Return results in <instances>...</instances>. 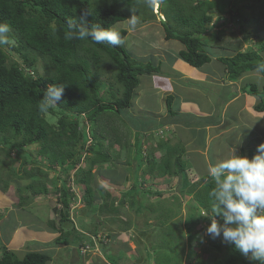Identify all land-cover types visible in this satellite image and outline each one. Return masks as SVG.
<instances>
[{"label": "trees", "instance_id": "trees-1", "mask_svg": "<svg viewBox=\"0 0 264 264\" xmlns=\"http://www.w3.org/2000/svg\"><path fill=\"white\" fill-rule=\"evenodd\" d=\"M127 1L123 7L117 0H105L104 2L96 0H0V22L10 24V37L14 41L11 46H0V142H3L6 145L5 148L10 152L14 150L19 153L18 155L25 154L28 144H41L37 155L39 158L24 161L28 166L23 170L22 176L37 177L38 179L43 174V166L46 169L61 171V181L59 185L57 181L55 183L57 192L55 193L59 196L55 202L50 200L51 208L54 211L50 225L60 233L56 239L58 244H74L77 250L79 249L83 254L100 246L94 241V238L101 244H108L120 233L107 232L103 236L97 234L93 227L94 232L92 231V235H89L77 227L78 223L82 222L81 214L76 215V218L80 216L79 220L75 217L72 218L71 213H75L77 210H72L71 203L77 201L78 198L74 185L82 187L87 193L81 200L82 203H85L83 209L87 210L86 213L93 215V211H91V208H94L93 168L98 166L99 171H104V164L115 163L113 161L120 158L117 156L113 158V155H110L108 151L104 152L97 148L95 143L87 146L90 135L86 131L83 120L93 124V129L97 130L96 124L101 115L112 112L119 116L127 111V108L132 107V101L142 86V77L161 72L162 66L161 61H143L133 56L127 50L125 43L118 47H112L106 43L96 44L90 38L68 40L65 39V31L69 19H74L78 24L86 23L89 27L100 25L107 29L132 16L144 22L155 17L152 7L145 11L148 8L147 5L140 6L138 0ZM239 1L245 3L244 8L249 10L248 14L252 13L253 19L259 21L264 19V0H163L162 12L167 19L162 23L165 25L166 38L178 39L185 45V48L178 52V57L195 67H202L210 63L212 56L206 50L207 45L203 37L209 31L208 24L214 18L213 11L219 14L229 12L242 16L245 14L244 11L242 12V8L235 9ZM244 18L247 19V16ZM226 21L228 20L223 22ZM183 25L189 26L191 30L183 32ZM54 29L55 31H53ZM118 30L125 41L128 30L126 28ZM246 40H249V35H246ZM262 50H264V44L259 48L247 46L243 51L238 50L231 56L220 57L219 60L226 66L227 77L230 80H238L245 73L257 70L264 76V70H261L264 69ZM40 61L43 73L37 70ZM59 83H65L61 101L50 107L48 111L41 112L39 104L42 102L47 88ZM105 84H108V89L104 87ZM102 89L108 90V96L101 93ZM244 91L256 96L259 101L255 104V109L264 111V86L260 88L258 83H248L244 87ZM172 100L173 95L168 96L167 102L171 115L176 113L172 109ZM129 111L132 118L130 119L131 123L124 116L121 117L125 120V131L128 136L134 134L137 138L140 134V138H137L138 141L140 139L139 145L136 142L138 145L137 156L133 158L140 161L139 164H141L142 153L145 149V142L143 143L142 139L144 136H149L147 133L153 131L156 126L152 127V124L149 123L150 116L135 109V113ZM107 132L111 135L112 146L116 144L121 148L120 144L124 143L117 139L112 130L109 129ZM93 137L98 140L96 134H93ZM150 138L147 137V140ZM128 143L132 145L131 140L125 142V144ZM178 146L167 143L162 145L159 142V147L165 148V154L159 161H153L149 165V174L151 173L153 176L183 174L190 167L188 165L190 160L188 161L185 156L188 154L187 147L185 145ZM89 152H93V155L88 157L89 165L85 167L81 165L84 161L83 154L87 155ZM254 155L255 152L251 149L249 157ZM131 159H128L129 162ZM27 167L31 169V172L26 171ZM73 173L76 176H73ZM27 186L33 190L32 194L34 195L49 192L48 186L44 183L36 184L37 188L34 183ZM183 188H188L187 191L194 193V198L206 210L211 211L214 199L210 193L214 188V181L209 174L205 173L191 185L188 180H185ZM105 193L110 197L109 191ZM126 193L128 197L131 195L132 201H134L137 197L135 195L150 192L141 190L138 181H136ZM106 194H103L102 197ZM126 195L121 203L125 204ZM138 201V211H141L146 205L139 199ZM58 204L62 206L59 207ZM173 204L169 209L164 210L166 212H163L162 209L159 218L160 216L164 217L165 221L162 222V226L174 232L175 230L171 228L172 223L169 221L176 217L177 212L174 208L175 206L180 208V202ZM112 205L115 207L114 202ZM190 207L191 210H196L199 206ZM96 208L102 211L110 209L108 202L104 205L100 204ZM97 209L95 211H98ZM91 217L93 221V216ZM201 217L202 215L199 214L196 217L187 215L186 226L189 228V248L191 250L193 242L198 236V231L195 230L196 223ZM194 218L196 219L191 221ZM97 222L100 224L99 221ZM220 222L222 223V220ZM101 224L103 223L101 222ZM78 232L83 237L90 239L91 242L88 239L78 241L70 238L73 233ZM158 250L160 251V249ZM213 250H221V244L216 240L212 241L207 252ZM159 251L154 258L156 264L161 261L158 259ZM107 256L111 259L113 255ZM50 259V254L40 251H31L23 257H19L14 250L4 246L0 264H46ZM182 259L180 257L177 264H182ZM163 261L164 264H172L173 259L165 257ZM112 264L120 263L112 262ZM213 264L253 263L247 260L233 245L228 244L226 255L221 258L217 257Z\"/></svg>", "mask_w": 264, "mask_h": 264}, {"label": "rangeland", "instance_id": "rangeland-1", "mask_svg": "<svg viewBox=\"0 0 264 264\" xmlns=\"http://www.w3.org/2000/svg\"><path fill=\"white\" fill-rule=\"evenodd\" d=\"M96 1L104 2L105 0ZM117 1L119 4L123 5V7L125 6V3L127 4L128 2L127 0ZM138 3H140V6H148L147 0H138ZM162 3L163 0L158 8H152L155 17H153L149 21L144 22L140 19L134 18L136 24L135 27H133L131 19L129 18L128 20L117 22L114 27L117 29L126 28L128 30V35L125 39V46L133 56L143 61L159 62L162 60L163 62H160V64H163V67L168 72V68H170L171 65H173V68L175 69L177 59L182 60L178 57V52L184 46V44L178 39L166 38L165 25L162 23V21H165L167 18L163 13H161L163 11ZM244 4V2L239 1V3H237L235 7V9L242 8V12L244 11L247 16V19H245L244 17L246 16L245 14H243L241 17H239V19H241L240 21H236V18L234 15H232V13L225 12L223 14L220 13V15L218 12L213 11V15L215 17L210 22V24H208L209 31L203 37L207 45L206 50L209 51L210 55L212 56V60L210 63H207L205 65H214L215 63L220 64L219 62L222 61L219 60V57L231 56L233 55L232 53H235L238 50L243 51L247 48V46H251L252 48H259L260 46H262V44H264V21L262 22L253 19L252 13H247L249 12V10H247V8H244ZM148 10H150L149 6L145 11ZM229 17H231L230 21L228 20L225 23L222 21L223 19H229ZM183 27V32L191 30L189 26L183 25ZM246 35H249L248 41H245ZM261 55L264 57V50L261 51ZM15 57H18V55H15ZM182 61L185 62L184 60ZM42 68V63L40 61L37 66V70L43 73L44 70ZM202 68L203 66H193V71L202 70ZM158 73L160 72L152 74L153 77L151 78L143 76L142 84H149L151 88H153L152 86H154V84L156 85L159 82L158 80H160L161 83L165 85V87H169L168 85L171 83V81L169 80V72L167 73V75L166 73H162V75ZM155 77L157 79H155ZM215 82L216 85H219V82L217 80H215ZM215 82L212 77L204 81L206 85ZM246 83H258L259 87L262 88L264 86V76L258 70L254 72L250 71L243 79H241V82L238 85L244 86ZM104 87L108 89V84H105ZM212 88L213 85L191 90L187 88L184 89L183 86H181L178 87V95H188V93H190L191 95L196 97L198 101L201 102L203 107L216 109L220 106V104L222 103V98H224L228 91L225 87L217 86V88L222 93V95H217ZM139 91L136 97L140 95ZM101 93L104 96H108V90L102 89ZM247 96L256 97L252 94L250 95V93H247ZM140 101L145 105L150 104V106L157 108H162V106H165L166 108L167 105L165 101H162V95L154 93V91L150 90L144 91V93L141 95ZM181 101L182 100L180 98L174 99L172 108H177V106L180 105ZM258 101L259 99L256 98L255 102L253 103L256 104ZM138 102L139 101H137L135 98L134 101H132V107L127 108V111L120 114L119 116L114 115L112 112H107L104 115H101L98 118L96 124L97 128L95 127L97 130L93 129V124L91 125L90 123H86V120H83V123H85L86 131L90 135V141H88L89 143H87V146L88 144L91 145L95 143L97 148L102 149L104 152L108 151L110 155H113V158H116V156L117 158H120L114 160L113 162L115 163L110 162L104 164V171H99L98 166L93 168L94 176H92V185L94 187V208H91V211H93V215L90 213V215L93 216V221L92 219L90 220L92 222H85V219L87 217H91L89 213H86V209L84 211L83 206L85 205V203H82L81 201L82 198L86 196V192L82 187L76 184L74 185L78 198L77 201L73 203L72 208L76 207L79 210H77L75 213L72 212V215H74L75 218L78 214H81L82 216V222H79L77 227L79 230L89 235H92V231L94 230V228L97 234H101L103 236L104 234H107V232H120L119 236L115 239H112L108 244H101L100 241L94 238V241L100 245L99 247L101 248L102 253L105 254V258L107 259L106 264H111V262H117L120 264H156L154 258L156 257L155 254L159 251L158 249H160L158 259L161 260H158L160 262H158V264H164L163 260L165 259V257L172 258V264H175V262L177 264L180 257L183 258L181 262L182 264H213L217 257L221 258L226 255L228 244L222 242V239L220 238L213 239L206 234L207 227L211 223V218L208 216H204L203 218L202 216L201 218H199V221L198 223H196L195 227V230L198 231V236L193 242L192 250L189 248V228H187L186 226L187 215H193L196 217L202 211L208 210H206L201 205V203L194 198V193L187 191L188 188H183V183L185 180H188L189 185H191L194 181H198L203 175H205V173L208 174L209 167L214 165L219 159L227 157V155L231 154L232 150L234 149L232 148V145H229V143L222 146L221 149H225V153H228L226 155L223 151L218 150L219 148L217 149L214 144H211L209 146V149L211 151L209 154V165L206 163L204 156L188 153L185 154L187 160H190V163L188 165L192 167V162L196 164V167H188L183 174H180L178 176H164L163 174L159 175L158 172V175L153 176L148 172L149 165L153 163V161H159L160 158L165 154V148H160L159 142L162 145H165L166 143L168 145H175L176 142H174L172 138H168L169 135L166 133V130L164 128L165 125L161 124V126H163L162 129H157L154 132H148L149 134L152 132L149 136L143 137L144 134L141 135V137H143V143L145 142V149L142 153L143 161H141V164H139L140 161L134 160L133 157L137 156L136 150L138 149V145L140 143V139L138 141L137 138H140V134H138L137 138H135L136 135L134 134L133 136H128L125 131V120L121 116H124V118L131 123L130 119L132 118L129 115V110H131V112H134V108L137 106ZM255 104L253 105L254 108L251 109V111H253L259 119L256 118L257 120L254 119L253 121L249 120L248 123H253V127L256 131L254 134H252L253 132L248 134V131H244L245 134H243L246 136V143H244V149H242L240 153H237L239 155L249 156V151L251 149L256 154L258 151V146L264 143V111H257L255 109ZM159 111V109H156L154 113L159 116L161 114V112ZM153 114L147 115L151 117ZM158 116L154 115L151 117L149 123L152 124V127H155ZM248 116L250 118L252 117V115L250 114ZM178 118H181V116H179ZM195 120L197 119L193 117V126L195 125ZM203 123L204 122L200 124L202 126H205V123ZM109 129L116 134L117 139L124 143L120 144L121 148H119L116 144L112 146L111 135L107 132ZM182 130L185 131L184 129ZM192 131L196 132L195 130ZM93 134L97 135L98 140L93 139ZM184 134L186 137L193 135L188 131H185ZM151 136L153 137L152 140L147 141V137ZM205 136V130L200 131L198 135L199 139H197L196 143L198 144V141L201 142L205 138ZM232 136L233 134L226 137L228 142L230 141V137ZM128 140L129 142L131 140L132 145L130 143L125 144V142ZM179 141L177 142V145H179L178 147L183 145ZM136 142L138 143V145L136 144ZM5 146L6 145L3 142H0V190L9 195V200L17 201V203L14 205L15 207H17L16 214L14 215L13 212H11V219L4 222L3 235L5 239L9 240L7 236L15 227L16 220L24 222V224L26 225V230L28 231L34 228H42L50 231L52 228V226L50 225V221L52 219L51 216L54 213L51 208L50 200L56 201L57 197L59 196V194H56L57 192L55 183L57 181L59 185L62 176V174H60L61 171L46 169V167L42 165L43 174L40 178L38 177L37 179V177H24L22 176L24 174L23 170H25L26 166H28L24 163V161L26 159L37 160V158H39L37 155L41 149V144H28L25 148L26 151L24 155H18L19 153L15 152L14 150L10 152L5 148ZM92 155L93 152H89L87 153V155H83L84 161L81 165L88 167L89 164L87 163V159ZM128 159H131V162H129ZM47 164L50 165V163ZM29 165L32 166V164ZM28 168L29 167H27L26 171L31 172V169ZM72 175L76 176L74 173ZM125 177L126 180L124 179ZM112 178H115L116 181L114 182ZM136 181H138L141 190L150 193H139L138 195H135L137 197H135L136 199L132 201V196L129 195L130 197H128L126 195V192H128L129 189L133 187ZM30 183H34L35 187L36 184L38 185L44 183L48 186L49 192L42 193L41 195H34L32 194L33 190L27 188V185ZM106 191L110 192V197L107 196V194L105 193ZM100 193L102 195L106 194V196L104 195V197H101V195H99ZM125 195L127 196V198L124 204L121 202ZM138 199L141 203H144V205H146L141 211H138ZM106 202H108L110 208H108L109 210L104 209V211H102L96 208L99 207L100 204L104 205ZM112 202L115 203V207H113ZM175 202H180V208L178 206H175L174 209L176 210L177 215L175 218L170 219L169 221V223H172L171 228L175 230L173 232L172 230H168L167 227L162 226V222L165 221V218L162 216H160L159 218V214L162 209L163 212H166L164 210L169 209L174 205L173 203ZM23 203H29V205L25 206ZM189 204H191L190 206L193 207H199L196 208V210H191ZM160 206L161 208H159ZM5 208L6 207H2L3 210ZM96 209L98 211H95ZM2 212L3 211L0 210V215ZM208 212L211 213V211ZM79 217L80 216H77L76 219L79 220ZM99 218L100 220H97ZM195 219L196 218L192 219L191 221ZM217 219L220 220V217H217ZM95 220L99 221L100 224H98V222ZM101 222L103 224H101ZM97 224L98 226H96ZM171 235L173 236L172 238ZM70 238L72 240L77 239L78 241H81L82 239H88L86 237H83L80 232L73 233ZM7 240L6 242H1V246L3 243L6 245L8 243V246H11L10 244H13ZM213 240H216L221 244V250H213L207 252ZM88 241L91 242L90 239H88ZM120 242H122L123 246L119 244ZM40 244L42 245L41 250L49 249V251H46V253L48 254H52V251L56 255H58L59 252H62L60 251V247H52L53 244H58L57 242H54L51 246H47L44 242H41ZM154 246L157 247L154 248ZM36 247L37 245L28 244L27 246H23V250H19V253L22 252L21 255H25L26 253L31 251H38L36 250ZM65 247L69 246L65 245ZM70 248L71 251H73V254H70V256H73L72 260L69 257L66 258V256H58L55 259H50L46 264H82V261L80 260L74 261V259H77L74 257L76 245L70 246ZM110 250L113 253L115 252V254H112L113 256L111 257V259L107 256L111 255L110 253H108ZM98 253H100V251ZM243 256L253 264H260L259 261L252 260L250 257L245 255ZM1 257L2 255L0 254V258ZM96 259L98 262H100V264H104L102 261H99L100 258L96 257ZM54 260L56 262H52ZM127 260L129 261L128 263Z\"/></svg>", "mask_w": 264, "mask_h": 264}, {"label": "crops", "instance_id": "crops-1", "mask_svg": "<svg viewBox=\"0 0 264 264\" xmlns=\"http://www.w3.org/2000/svg\"><path fill=\"white\" fill-rule=\"evenodd\" d=\"M184 48L185 45L181 49ZM182 60L177 59L175 69L173 68V65H171V67L168 68L169 73L163 67V64L161 65L162 69L161 72L158 74L162 75V73H166L167 75L168 73L170 75L169 80L171 81V83L168 85L169 87H165V85L162 84L160 80H158L159 82L156 85L154 84V86H152L153 88H151L149 84H144V83L142 84L141 86L142 88H140V91L138 89L140 95L136 97V100L139 102L134 109L144 115L147 114L151 115L154 113L156 109H159L160 110L159 112H161L159 116L156 115L155 113L152 115V116L154 115L158 116L157 117L158 123L157 124L155 123L156 127L152 132L156 131L157 129H162L163 126H161V124L165 125L164 128L166 130V133L169 135L168 138H172L173 141L176 142L175 145H177L178 144L177 142L180 140L179 142L187 147V153L204 156V159L208 165H209V154L211 152L209 146L211 144H214L215 147H217V149L219 148L218 150H221L225 153L226 150L221 149V147L229 143V145L230 146L232 145V148L236 149V152L239 153L240 151H242V149H244V145H245L244 143H246L245 142L246 136L244 135L245 134L244 131L245 130L248 131V134L252 132H253L252 134H254L256 131L253 127V123L249 124L248 121L249 120L253 121L254 119L258 118L257 115L253 111H251V109L254 108L253 105L255 104L253 102H255V99L257 97L247 96L248 92L244 91V87L248 83H246L244 86L238 85L241 82V79H243L247 75V73L241 76L238 80H230L227 77L226 66L222 62H219L220 64L215 63L214 65H205L203 66L202 70L193 71V66H191V64L189 65L188 62H187L188 64L185 63L186 61L183 62ZM161 62L163 61L161 60ZM146 77L151 78L153 77V75H148ZM210 77L214 79V82L215 80H217L219 82V85H216V82L206 85L204 81L208 80V78ZM155 79L157 78L155 77ZM212 85H213L212 89L217 95L218 94L222 95L221 91L217 88V86L225 87L228 91L227 94L224 96V98H222V103L216 109L203 107L201 102L198 101L196 97H194L190 93H188V95L186 94L178 95V87L181 86H183L184 89L187 88V89L195 90L200 87L202 88L204 86H212ZM147 90L154 91V93L162 95V101L163 102L165 101L167 104L166 108L165 106H162V108L160 107L157 108L150 106V104L145 105L141 103L140 101L141 95L144 93V91ZM170 95H173V100L171 101L172 106L174 99L180 98L182 100L180 105L177 106V108L175 109L172 108L174 112H176L172 115L168 108L169 106L168 102L166 101V99ZM249 114L252 115L251 118L248 116ZM179 116H181V118H178ZM193 117L197 119L195 120L194 126L192 121ZM202 122L205 123V126L204 125L202 126L200 124ZM182 129L192 133L193 135L186 137L184 134L185 131H183ZM192 130H195L196 132H193ZM204 130L206 132V136L201 142L198 141L197 144L196 143L197 139H199L198 135L200 131H204ZM231 134H233V136L230 137V141L228 142L226 137H228ZM152 138L153 137L151 136L149 141H151ZM225 154L227 155L228 153ZM191 166L196 167V164L192 163ZM113 181L115 182L116 180L114 179ZM53 201L55 202V200ZM16 203L17 201L9 200V195L4 191L0 190V210L3 211L0 215V254L2 255L3 247L7 246L9 249L14 250L20 257H23L24 254L21 255L22 252L19 253V250H23V246H27L28 244L37 245L36 250L38 251L39 250L41 252L49 251V249L41 250L42 245L40 243L44 242L47 246H51L54 242H56V239L58 238L60 233L52 228L50 231L42 228L40 229L34 228L28 231L26 230V225L24 224V222L20 220H16L15 227L7 236L9 240L5 239L3 235L4 222L6 220L11 219L12 217L11 212H13L14 215L16 214L17 207L14 206ZM27 204L29 205V203ZM27 204L25 206H27ZM2 207H6V208L3 210ZM51 217L52 218L54 217V213ZM91 219L92 217H87L85 219V222L89 223L91 222L90 221ZM6 240L13 244H10L11 246H8V243L7 245L3 243L1 246V242H6ZM119 244L123 246L122 242H120ZM73 245L74 244H69L68 245L69 247H65L64 244H56V245L53 244L52 247L54 248L60 247V251L62 252H59V254L56 255L52 251V254H50L51 259H55L58 256L60 257L66 256V258L69 257L72 260L73 256H70V254H73V251H71L70 246ZM91 251H89L87 254H83L81 252L79 253L77 248H75L74 257L77 259H74V261L80 260L82 261V264H96V263L100 264V262H98L96 259V257H98L100 258L99 261H102L104 264L107 263L105 254L102 253L101 248L99 246ZM99 251L100 253H98ZM108 253L113 254L111 250ZM52 262H56V261L54 260ZM128 262L129 261L127 260V263Z\"/></svg>", "mask_w": 264, "mask_h": 264}, {"label": "clouds", "instance_id": "clouds-1", "mask_svg": "<svg viewBox=\"0 0 264 264\" xmlns=\"http://www.w3.org/2000/svg\"><path fill=\"white\" fill-rule=\"evenodd\" d=\"M161 2L162 0H147L148 6L152 8H158ZM232 15L236 21L241 20L240 15ZM130 19L135 27L133 16ZM227 20L230 21L231 17ZM260 21L263 22L264 19ZM77 29L78 31H75ZM10 33V24L0 22V46L14 44ZM89 38L96 44L106 43L112 47L125 43L121 32L115 27L105 29L100 25L89 27L86 23L78 24L74 19L67 21L65 39ZM64 88L65 83L50 85L39 104L40 111L46 112L58 104ZM208 174L214 181V188L210 193L214 204L211 206V213L202 211L199 214L211 218L206 234L213 239H222V242L233 245L243 255L264 264V143L258 146L257 153L252 157L239 155L234 149L230 155L209 167ZM99 195L102 197L101 193ZM58 206L60 207V204ZM73 209L79 210L76 207ZM217 217H220L222 223Z\"/></svg>", "mask_w": 264, "mask_h": 264}, {"label": "bare ground", "instance_id": "bare-ground-1", "mask_svg": "<svg viewBox=\"0 0 264 264\" xmlns=\"http://www.w3.org/2000/svg\"><path fill=\"white\" fill-rule=\"evenodd\" d=\"M76 194H77V193H76ZM77 196H78V195H77ZM74 202H76V201H74ZM74 202L71 203V206L73 205ZM80 203H81V201H80Z\"/></svg>", "mask_w": 264, "mask_h": 264}, {"label": "built area", "instance_id": "built-area-1", "mask_svg": "<svg viewBox=\"0 0 264 264\" xmlns=\"http://www.w3.org/2000/svg\"><path fill=\"white\" fill-rule=\"evenodd\" d=\"M85 251V250H84Z\"/></svg>", "mask_w": 264, "mask_h": 264}]
</instances>
